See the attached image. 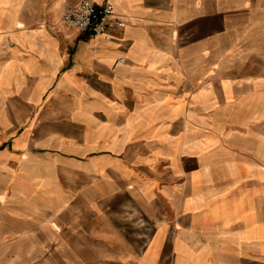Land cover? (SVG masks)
Returning a JSON list of instances; mask_svg holds the SVG:
<instances>
[{
  "label": "crops",
  "instance_id": "crops-1",
  "mask_svg": "<svg viewBox=\"0 0 264 264\" xmlns=\"http://www.w3.org/2000/svg\"><path fill=\"white\" fill-rule=\"evenodd\" d=\"M79 1L0 0V264H264V0Z\"/></svg>",
  "mask_w": 264,
  "mask_h": 264
},
{
  "label": "built area",
  "instance_id": "built-area-1",
  "mask_svg": "<svg viewBox=\"0 0 264 264\" xmlns=\"http://www.w3.org/2000/svg\"><path fill=\"white\" fill-rule=\"evenodd\" d=\"M61 21L79 33H93L110 38L109 27L112 21L123 26L125 21L115 15L110 1L95 2L94 0H80L75 5L66 7Z\"/></svg>",
  "mask_w": 264,
  "mask_h": 264
},
{
  "label": "rangeland",
  "instance_id": "rangeland-1",
  "mask_svg": "<svg viewBox=\"0 0 264 264\" xmlns=\"http://www.w3.org/2000/svg\"><path fill=\"white\" fill-rule=\"evenodd\" d=\"M229 55L223 60L222 62H216L213 67H216L213 70V73H216L215 75L220 74L221 69L223 68H229V69H235V75L240 76V34L235 37L231 41V45L229 47Z\"/></svg>",
  "mask_w": 264,
  "mask_h": 264
}]
</instances>
